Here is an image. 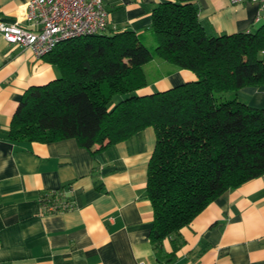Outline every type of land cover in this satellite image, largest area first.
Listing matches in <instances>:
<instances>
[{
	"label": "crops",
	"instance_id": "obj_1",
	"mask_svg": "<svg viewBox=\"0 0 264 264\" xmlns=\"http://www.w3.org/2000/svg\"><path fill=\"white\" fill-rule=\"evenodd\" d=\"M29 0H0V21L24 19ZM169 0H105L106 33L147 31L153 9ZM199 7L208 34L255 31L260 6L247 1L182 0ZM152 93L197 79L185 68L153 58L143 65ZM48 56L8 43L0 32V264H264V174L211 201L181 228L175 249L169 237L158 259L150 232L154 211L146 195L156 133L148 126L131 138L100 147L79 139L16 141L8 137L24 92L60 76ZM241 101L264 108V82L236 92ZM62 190L72 206L45 211L44 198Z\"/></svg>",
	"mask_w": 264,
	"mask_h": 264
},
{
	"label": "trees",
	"instance_id": "obj_2",
	"mask_svg": "<svg viewBox=\"0 0 264 264\" xmlns=\"http://www.w3.org/2000/svg\"><path fill=\"white\" fill-rule=\"evenodd\" d=\"M147 31L154 46L133 30L59 43L46 56L60 76L24 92L8 137H74L92 148L152 126L146 195L154 211L150 238L162 259L171 255L165 238L176 249L181 228L211 201L264 174V108L226 94L264 82V23L255 31L208 34L196 4L169 0L153 9ZM155 57L197 79L140 92L148 84L143 65Z\"/></svg>",
	"mask_w": 264,
	"mask_h": 264
},
{
	"label": "built area",
	"instance_id": "obj_3",
	"mask_svg": "<svg viewBox=\"0 0 264 264\" xmlns=\"http://www.w3.org/2000/svg\"><path fill=\"white\" fill-rule=\"evenodd\" d=\"M232 4L247 1L260 6L256 20L264 23V0H229ZM109 12L105 0H29L24 19L14 22L1 20L0 32L10 44L30 49L36 58H42L66 40L105 32ZM45 211L68 209L72 203L57 190L46 196ZM35 264V263H11ZM140 264H146L144 261Z\"/></svg>",
	"mask_w": 264,
	"mask_h": 264
},
{
	"label": "rangeland",
	"instance_id": "obj_4",
	"mask_svg": "<svg viewBox=\"0 0 264 264\" xmlns=\"http://www.w3.org/2000/svg\"><path fill=\"white\" fill-rule=\"evenodd\" d=\"M115 100H117V98H115Z\"/></svg>",
	"mask_w": 264,
	"mask_h": 264
}]
</instances>
